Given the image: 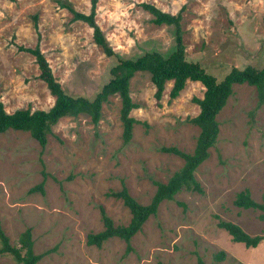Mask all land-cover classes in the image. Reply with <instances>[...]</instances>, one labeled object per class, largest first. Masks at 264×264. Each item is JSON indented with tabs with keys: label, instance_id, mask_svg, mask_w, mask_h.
I'll return each instance as SVG.
<instances>
[{
	"label": "rangeland",
	"instance_id": "obj_1",
	"mask_svg": "<svg viewBox=\"0 0 264 264\" xmlns=\"http://www.w3.org/2000/svg\"><path fill=\"white\" fill-rule=\"evenodd\" d=\"M140 3L176 15L188 61L197 62L217 81L232 68L264 67V0H97L95 21L115 53L104 55L85 23L72 21L63 5L88 14L90 0H0V99L7 113L18 109L49 110L54 97L39 79L34 58L18 47L39 41L55 80L73 97L89 100L106 84L118 59L145 52L168 55L174 49V27L151 23ZM36 18V28L34 27ZM38 34L40 38H38ZM172 82L160 101L147 72L129 84L132 137L122 142L120 99L109 96L94 126L86 115L61 118L42 148L29 133H0V226L12 245L31 230L33 251L45 253L37 264H264V240L255 248L232 242L219 220L238 225L249 236H264L262 213L233 205L248 190L257 203L264 194V104L256 88L235 84L216 116L219 132L208 157L194 176L202 194L181 190L162 201L130 241L111 238L101 247L86 237L103 230L99 207L114 225H127L128 209L108 196L122 182L129 195L147 205L154 182L165 183L183 165L160 151L176 147L191 154L199 128L187 122L199 112L193 99L203 87L187 81L173 100ZM43 184V192L29 190ZM224 252L222 260L216 255ZM0 264H17L0 255Z\"/></svg>",
	"mask_w": 264,
	"mask_h": 264
},
{
	"label": "trees",
	"instance_id": "obj_2",
	"mask_svg": "<svg viewBox=\"0 0 264 264\" xmlns=\"http://www.w3.org/2000/svg\"><path fill=\"white\" fill-rule=\"evenodd\" d=\"M139 5L151 14V23L174 27L175 46L168 55L150 51L134 59H118L117 63L110 68V80L103 85L93 99L89 100L84 97H73L62 89L55 80L38 41L34 48L18 47V50L30 54L34 58L39 71L38 77L45 83L49 93L54 97V104L47 111L18 109L13 113H7L0 99V133L8 130L29 133L43 150L47 144V136L51 133V128L61 118L86 115L90 118L91 123L97 126L101 118L102 104L112 95H118L120 99L119 120L122 124V142L127 144L131 140L132 128L136 123L130 116L131 110L136 105L131 100L129 84L137 72H147L150 75L156 102L160 101L167 82H172L169 91L170 100L178 96L187 81H195L202 85V98L193 99L199 107V112L195 117L187 119L188 123L199 128L193 152L191 154L184 153L176 147L160 148L163 153L180 157L183 160L182 167L174 172L165 183L154 182L156 191L147 205L137 203L129 195L123 182L118 192L108 194V196L120 200L128 209L130 220L127 225H114L104 209L99 207L103 230L87 235L86 244L99 248L107 240L119 238L125 242L126 253L131 251L130 241L132 237L141 230L150 216L157 213L158 206L162 201L172 200L181 190L202 194V188L196 181L194 173L197 167L208 157V149L216 143L219 132L216 116L231 96L233 85L247 84L255 87L258 97L257 105L264 104V67L260 69L252 66H246L242 69L232 68L221 81H217L199 63L186 59L182 42L180 12L171 15L160 11L151 4L140 3ZM96 6L97 0H90L89 12L84 14L75 11L68 5H63L72 14V21L83 22L91 28L94 44L102 50L105 56L112 57L115 53L95 21ZM34 27L36 28V18H34ZM38 38H40L39 34ZM42 188L43 184L40 183L31 188L29 192L39 191L42 193ZM233 205L242 209L259 210L262 213L259 215V219L264 220V194L262 195V202L257 203L252 200L249 191L245 189L236 194ZM217 226L228 233L232 242L241 243L245 248H255L264 240V236H249L238 225L230 222L219 220ZM18 244V247L12 245L0 226V255L11 256L17 264H37L45 254L34 253L30 229H26L19 235ZM224 256V252H219L215 257L217 260H222ZM197 264L205 263L198 258Z\"/></svg>",
	"mask_w": 264,
	"mask_h": 264
}]
</instances>
